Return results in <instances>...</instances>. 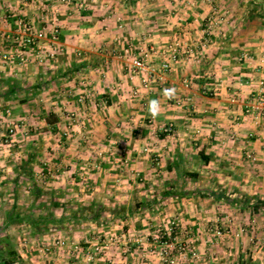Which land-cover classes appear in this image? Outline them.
I'll return each instance as SVG.
<instances>
[{
  "label": "crops",
  "instance_id": "0c3cea01",
  "mask_svg": "<svg viewBox=\"0 0 264 264\" xmlns=\"http://www.w3.org/2000/svg\"><path fill=\"white\" fill-rule=\"evenodd\" d=\"M63 1L0 0V103H13L19 112L40 97L43 110L58 109L57 121L43 119L51 149V142L60 141L52 131L76 130L60 148L61 177L129 190L130 173L155 183H162V175L177 179L182 173L185 190L197 185L199 192H215L205 203L188 202L193 213L199 207L205 217L218 214L224 221L220 213L243 202L218 196L223 189L253 194L250 205L263 206L233 219L254 223L261 217L264 114L246 117L245 108L264 94V0H69L70 6ZM54 20L61 28V53L46 46L44 59L31 53L22 66L2 61L4 52L15 49L21 23L50 34ZM176 44L180 56L172 72L145 89L131 74L133 59L153 50L148 64L157 74L168 47ZM153 100L155 116L148 110ZM63 111L76 112L75 120L69 122ZM171 125L175 131L166 134ZM110 144H116L115 153L105 151ZM99 154L109 161L106 170L90 164ZM153 156L169 159L167 168L155 171ZM123 159L132 160L130 167L118 163ZM63 178L62 187L72 184Z\"/></svg>",
  "mask_w": 264,
  "mask_h": 264
},
{
  "label": "rangeland",
  "instance_id": "374dc122",
  "mask_svg": "<svg viewBox=\"0 0 264 264\" xmlns=\"http://www.w3.org/2000/svg\"><path fill=\"white\" fill-rule=\"evenodd\" d=\"M40 100L34 97V103L19 112L13 103H0V121L4 120L0 124V251L8 256L10 243L17 254L15 264H264V220L260 219L264 210L254 223L233 219L250 215L255 195L216 191L222 198L243 202L225 208L220 213L227 217L223 221L218 214L205 217L199 207L193 213L188 205L191 201L205 203L204 198L215 192H199L197 185L185 190L188 181L182 173L177 179L162 175V183L130 173L129 190L94 186L82 177L74 180L73 175L63 178L58 172L59 152L66 146L63 140L77 132L71 126L52 131V137L60 141L51 142L52 149L47 146L50 132L43 119L52 116L57 121L60 112L43 110L37 103ZM75 114L64 112L63 117L73 122ZM13 117L18 123L13 124ZM12 127L17 130L14 137ZM109 146L105 151L115 153L116 144ZM100 155L90 163L95 170L108 167L109 161ZM131 162L118 161L123 167H130ZM169 162L151 157L155 171L165 170ZM62 178L72 184L62 187L58 184ZM79 182L82 184L75 185ZM51 214L61 223L38 232L28 223L16 221ZM7 221L11 222L8 226ZM60 242L68 245L62 247Z\"/></svg>",
  "mask_w": 264,
  "mask_h": 264
},
{
  "label": "built area",
  "instance_id": "2783aa9c",
  "mask_svg": "<svg viewBox=\"0 0 264 264\" xmlns=\"http://www.w3.org/2000/svg\"><path fill=\"white\" fill-rule=\"evenodd\" d=\"M63 3L69 6L71 5L69 0H64ZM82 7V5H78L79 9H82ZM53 22L54 24L50 34L47 32H33L27 24L21 23L16 38L12 41L15 44V49L13 51L4 52L2 54V61L9 65L22 66L26 63L28 55L31 53L36 54L37 56L39 55L40 59H44L46 55L43 51L46 46H50L51 50L56 51V53H61L63 50L59 47L58 43L59 37L61 36V28L59 25H56L55 20ZM179 51V46L177 44L168 47L167 61L163 63L160 72L157 74L151 70L148 64L149 58L153 54V50H151L150 53L144 52L142 55L134 58L131 62V74L136 79H141L142 86L145 89H150L156 81H164L167 75L172 72L173 64L179 60ZM163 54H165L164 51ZM186 54L189 60L195 59L192 51H186L185 55ZM185 87L188 89L190 88L189 82H185ZM182 102L183 101H178L177 106H182ZM262 113L264 114V94L261 93L255 102L246 106L245 116L249 117L254 114L261 115ZM7 114L9 115L10 111H7ZM72 120H75V115ZM14 127L10 129L11 137H14L17 133V130L15 132ZM165 132L171 134L173 132V126L171 125L170 128L165 130ZM58 245L66 247L68 244L66 242H60ZM75 248L78 249V247Z\"/></svg>",
  "mask_w": 264,
  "mask_h": 264
},
{
  "label": "trees",
  "instance_id": "16d2710c",
  "mask_svg": "<svg viewBox=\"0 0 264 264\" xmlns=\"http://www.w3.org/2000/svg\"><path fill=\"white\" fill-rule=\"evenodd\" d=\"M40 192V191H37ZM263 207L261 204H255L253 206V211L257 212L259 209ZM19 223L21 222H26L28 223L33 229H35L37 232L42 231V229H46L48 225H55L61 223V221L57 220L54 215H47V216H42L39 218H35L34 215L27 216L25 219L21 220H16ZM11 223L10 221H7L6 226ZM7 255L4 253V250L0 251V264H15L16 263V258L17 254L14 250V248L10 245V243H7V248H6Z\"/></svg>",
  "mask_w": 264,
  "mask_h": 264
},
{
  "label": "clouds",
  "instance_id": "9594fccd",
  "mask_svg": "<svg viewBox=\"0 0 264 264\" xmlns=\"http://www.w3.org/2000/svg\"><path fill=\"white\" fill-rule=\"evenodd\" d=\"M171 90H165V94L168 95L170 94ZM148 110L151 115L155 116L157 115V101L153 100L150 102L148 106Z\"/></svg>",
  "mask_w": 264,
  "mask_h": 264
}]
</instances>
